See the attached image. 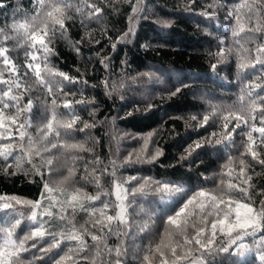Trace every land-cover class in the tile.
<instances>
[{
	"label": "trees",
	"instance_id": "16d2710c",
	"mask_svg": "<svg viewBox=\"0 0 264 264\" xmlns=\"http://www.w3.org/2000/svg\"><path fill=\"white\" fill-rule=\"evenodd\" d=\"M0 2L5 5L0 8V28L11 25L14 13L21 22L25 13L29 21L37 15L34 0H19L20 7L17 0ZM71 2L73 7L69 10V15L72 18L65 20L67 31L63 36L57 33L53 42L55 54L49 57V62L54 69L78 77L80 82L69 85L61 77L46 76V80L60 82L53 83V91L56 93L53 96L49 94L47 86L37 80L34 69L28 72L22 68L21 73L28 72L23 78L28 86L23 101L24 103L32 101V110L25 115L31 121L29 132L34 136L37 128L51 118L53 110L58 114L67 112L62 104L64 97L60 95L61 87L64 90L71 88L76 92L75 96L67 97L69 100L83 98L94 101L74 107L81 116V121L95 119L96 127L83 133L76 131L70 138L73 142L84 143L85 147L92 151L62 148L54 132L48 139L57 143V148L42 153L45 159L33 156L32 162L29 163L28 157L17 148L13 155L22 157V170L14 167V161L13 167L8 169L9 172L16 171V175L4 173L3 167L6 162L0 157V196L40 200L44 192L43 184L46 181L53 186L59 184L68 176L70 168L75 169L72 182L83 186L90 194H94L98 189L94 183H86L82 177L91 173L93 169L100 175L101 187L109 192L113 187L114 177L111 175L113 171L116 172L115 178L119 180L135 175L138 178L171 180L191 189L200 185L214 189L220 184L221 178L225 181L230 178L228 175L221 177L220 173L222 165L231 155L237 160L232 175L238 173V158L244 151L246 143V137L241 134V129H237L230 140H222L220 144H206L186 160L181 161L179 157L188 143L198 138H212L213 132L219 134L224 131L223 118L229 115L230 111L247 115V112L243 111L248 106L245 82L253 79V69L238 71L237 59L242 54L241 44L254 49L258 43H264V34L245 31L233 37L231 30L235 26V18L233 16L226 20L225 17L229 10L235 15L237 9L231 7L232 5L250 4L253 0H196L193 11L186 10L188 0H139L137 6L143 11L131 22L135 35L130 38V42L118 44L115 52L111 44L130 26L129 17L133 15L130 0H71ZM256 2L258 4V0ZM89 3H95L102 9L99 16L89 15L92 12L87 6ZM131 3H136V0H131ZM76 8H80L81 12H77ZM202 11L215 12L216 16L209 19L200 14ZM240 11L246 12L247 9ZM145 16L147 18H144ZM6 31L9 39L5 40V34L0 32V44L8 46L16 62L23 65L26 48L18 46L17 40L23 38L21 42L26 41L25 29L17 30L20 36L10 28H6ZM220 37H224L223 45L220 44ZM77 41L81 43L77 44ZM221 47L225 49V57L214 72L210 65L216 63L218 59L216 53ZM76 48L80 49L79 54L75 51ZM101 55L110 58L107 70L100 63ZM123 61L127 63H122ZM139 73L153 75L140 76ZM4 75L5 78L8 77V73ZM131 77H135V81ZM85 80L88 82L87 85L83 83ZM258 82L264 83V80ZM121 84L123 87H120ZM179 84H187L188 87L183 88L176 96H169L168 93ZM113 86L117 91L111 96L106 95V90H111ZM3 87L0 85V88ZM260 91L264 92V89ZM81 92L84 94L83 97ZM242 95L245 97L244 101L240 99ZM53 99L57 100L55 109ZM148 105L152 107L149 108ZM93 108L96 109L95 117L90 115ZM206 114L210 116L209 122L200 127L199 121H202ZM193 116L197 119L193 120ZM230 120L229 129L236 123L234 118L230 117ZM251 123L258 125V120H249V125ZM82 126V122L77 125ZM242 128L244 131L249 130L243 124ZM63 131L61 129L62 133ZM149 132L155 133L147 145L149 152L159 146L164 154L155 163L125 164L124 158L129 153H140L144 146V137ZM253 136L258 138L259 134L253 133ZM12 141L17 145L21 143L18 136H13ZM9 142L8 139L0 140V144ZM24 143L27 146L26 141ZM259 150L264 152V149ZM73 157L76 159L73 160ZM97 157L101 161L100 164L94 162ZM243 158L254 165V169H248L253 177L251 183L254 188L264 187V167L252 161L250 155ZM46 159L53 160L51 166L46 163ZM9 160L11 161L12 157ZM112 161L116 162L115 167ZM33 165L40 169L43 178L34 170ZM105 167L106 172L103 171ZM135 183L137 181L132 182ZM44 195L46 197L48 194ZM234 195L243 196L239 192ZM106 199L114 201L115 196L101 197V201ZM260 199V196L254 194L257 206ZM137 200L144 203L155 201L159 206L157 210L160 208L170 210L173 207L171 203H162L158 194L149 195L147 200L137 197ZM101 201H97L96 204ZM4 202L6 201H0V204ZM42 202L45 205L48 203L46 199ZM16 210L17 218L19 213H23L25 217L21 227L17 229V235L20 236L28 230L30 222L26 217L30 214L31 208L16 205ZM11 211L13 210L0 209V220ZM52 211L58 210L53 208ZM83 218V213L77 217L81 221ZM55 223L63 222L57 218ZM162 227L161 222L157 232ZM262 235L264 233H258L256 239ZM153 238L152 235L141 234L138 243L146 247ZM155 238L158 239V235ZM243 242L252 245L253 238L246 237ZM88 243L91 244L90 239ZM109 243L115 244V237ZM61 248L67 250V242L62 243ZM57 251L59 250H53L49 255H54ZM24 255L30 256V253ZM217 259L223 260V264H232V261L238 258L221 254ZM129 264H135L131 257ZM240 264H261L259 252L254 250L247 253L244 259L240 260Z\"/></svg>",
	"mask_w": 264,
	"mask_h": 264
},
{
	"label": "snow or ice",
	"instance_id": "6c2138e0",
	"mask_svg": "<svg viewBox=\"0 0 264 264\" xmlns=\"http://www.w3.org/2000/svg\"><path fill=\"white\" fill-rule=\"evenodd\" d=\"M136 3H131L133 15L129 17V28L115 42L111 44L113 52L120 43L130 42V38L135 35L131 22L143 10ZM196 0H188L187 9L194 10ZM19 5V0H17ZM38 5V6H37ZM92 9L89 15L99 16L102 9L95 3L87 5ZM5 7L0 2V8ZM73 7L71 0H34V8L37 15L28 20L27 14H24L23 22L13 14L11 25H5L0 28L4 39H9L6 28L17 32L18 29H25V42L17 40L18 46L26 48L24 53V64H18L10 54V48L0 44V140L8 139L10 142L0 144V157L6 162L3 171L6 175H16V171L9 172L8 169L14 167L22 170L20 156H14L13 152L19 148L28 157V162H32L33 156H40L45 159L42 153L57 148V143L48 138L51 134L59 139L60 147L69 150L92 151L85 147L82 142L71 141L72 134L76 131L81 133L88 129L96 127L97 121H81L74 105L94 103L92 100L83 98L69 100L67 97L75 96L76 92L69 88L64 90L60 88V95L64 97L63 108L67 109L64 114H58L53 110L51 118L46 123L37 128L34 136L29 132L31 121L25 115L32 110V101L24 103L23 97L27 90V84L24 77L28 72L33 71L37 80L48 88L49 94L55 96L53 91V82L46 80V76H58L69 85L79 83L78 77L54 69L50 66L49 57L55 54L53 42L57 33L63 36L67 31L65 20L71 19L69 10ZM231 7L237 9L235 15L229 10L225 19L235 18V26L232 27V36L237 37L239 33L248 31L257 34H264V0H253V3H237ZM241 9H247L241 12ZM81 12L80 8H76ZM201 15L211 19L216 16L215 12L202 11ZM144 18H147L146 16ZM77 44L81 41H77ZM99 43V41H96ZM239 43V42H238ZM220 44H224V37H220ZM146 47V46H145ZM242 54L237 59V70L253 69L252 80H246L247 89V115L241 113L229 112L224 116V131L217 134L212 133V138H198L188 143L180 155V160H186L201 149L206 144H220L222 140H230L232 134L237 129H241V134L246 137L244 151L238 158L239 171L232 175L236 169V158L228 156L227 162L222 165L221 177L228 175L230 178L225 181L221 178L220 184L209 189L204 185L198 188H186L183 184L171 180H160L152 177H140L129 175L124 180L116 179V172L111 175L112 191L101 187L100 175L97 170L86 174L82 179L86 183H94L97 191L94 194L88 193L85 188L72 182L71 178L75 174V169L70 168L68 176L59 184L53 186L47 181L43 184L44 192L41 199L36 201L23 200L12 196H0V201H6L0 204V209H12L2 220H0V264H129V258L135 261V264H223V260L218 261L221 254H227L228 257L235 256L238 259L233 260L232 264H240L247 253L257 250L259 260L264 264V235L256 239L258 233H264V187L254 188L251 181L252 175L248 169L254 165L247 162L243 157L251 156V160L261 167H264V83L258 82L264 80V43H258L254 49H249L241 44ZM75 51L79 54L80 49ZM246 53L247 55H245ZM218 57L216 63L210 66L215 72L218 65L225 57V49L221 47L216 53ZM108 56H100V63L108 69ZM122 63H127L123 61ZM25 68L28 72L21 73ZM79 71V70H78ZM5 73L8 77L5 78ZM140 76H151L152 73H139ZM135 81V77H131ZM87 85V81L83 82ZM107 86V81L104 82ZM123 87V84L120 85ZM188 87L187 84H179L169 96L180 94L182 89ZM117 88L113 86L111 90H106V95L111 96ZM81 92V97H83ZM123 98V97H122ZM244 101L245 97H240ZM52 104L57 106V100L53 99ZM152 107V105H148ZM96 109L93 108L90 115L95 117ZM131 114V113H129ZM230 117L234 118L236 123L229 129L231 123ZM193 120L197 117L193 116ZM209 115H204L202 121H199L200 127L208 124ZM249 120L257 121L251 123ZM82 122V127H77ZM242 124L249 130L244 131ZM63 129V133L61 132ZM253 133L259 136L254 137ZM155 135L149 132L144 137V146L140 153H129L124 158V163H155L164 153L163 149L157 146L154 151L149 152L147 145ZM13 136H18L19 145L12 141ZM63 137V139H60ZM215 138V139H213ZM26 145L25 146V142ZM12 157L10 161L9 158ZM76 157H73L75 160ZM100 164L97 157L94 161ZM46 163L51 166L52 159H46ZM115 161H112L115 167ZM87 171V164L85 165ZM34 170L41 175L40 169L33 165ZM227 170L226 172L224 170ZM49 167V171H51ZM103 171H107L105 167ZM191 179V178H189ZM133 181L137 183L132 184ZM242 193V197H237L234 193ZM44 193L48 195L45 197ZM58 194V195H57ZM152 194H158L162 203H171L173 207L159 208L155 201L144 203L137 200ZM254 194L260 196L259 205L254 200ZM115 196V200L106 199L101 201L102 196ZM47 200L45 205L42 201ZM97 201H101L96 204ZM16 205L31 208L30 214L26 219L30 222L28 230L23 235H17V229L21 227L25 219L23 213H19L17 218ZM55 208L58 211L53 212ZM69 210H71L69 212ZM83 213V220L77 217ZM47 217L48 219H45ZM63 222L56 224L55 220ZM162 222V229L157 232ZM149 234L154 238L149 241L147 246L138 243V237L141 234ZM158 235V239L155 236ZM115 237V244L109 241ZM223 237V238H221ZM246 237H252L253 243L249 245L244 243ZM91 240V244L88 243ZM32 242V243H29ZM67 242V250L61 248V244ZM35 249V252L32 250ZM53 250H59L54 255ZM30 253V256L24 255Z\"/></svg>",
	"mask_w": 264,
	"mask_h": 264
}]
</instances>
